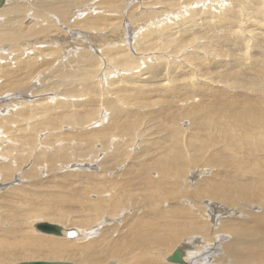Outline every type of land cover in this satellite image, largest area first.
<instances>
[{
    "label": "bare ground",
    "instance_id": "1",
    "mask_svg": "<svg viewBox=\"0 0 264 264\" xmlns=\"http://www.w3.org/2000/svg\"><path fill=\"white\" fill-rule=\"evenodd\" d=\"M192 1H148L167 7L162 19H155L160 8L146 14L141 11L146 3L139 7L132 0L2 3L0 94H10L0 98V231H10V221L24 223L42 213L33 203L31 209H22L34 196L30 187L55 182L52 175L40 179L38 170L77 167L74 162L83 158L89 167L99 161L96 174L61 172L67 180L49 191L92 202L95 223L88 214L81 222H70L72 229L50 223L62 216L60 205L53 204L44 221L19 228V246H46L58 256L68 248L63 240L32 236L34 230L68 241L92 237L96 247L117 248L114 234L129 229L131 241L122 254L100 250L88 260L81 251L80 264H137V260L153 264L154 245L169 244L174 236L162 233L163 224L153 226L138 218L134 193L128 185L118 187L116 179L129 170L137 172L149 192L153 181L145 175L156 169L172 189L181 183L183 193L189 190V209L211 215L213 221V213L225 207L239 217L254 216L252 226L230 228V245L220 256L213 249L214 261L201 264H264V189L256 192L246 185L240 172L253 163L264 176L262 163L252 156L259 152L261 137L250 134L258 128L264 131V0H227L226 8L219 0H196L188 10ZM123 8L125 13L116 17ZM61 32L70 38H59ZM40 39L49 43L41 49L31 47ZM74 63L81 66L73 68ZM248 81L257 90L252 95L243 93ZM230 120L238 123V131L249 132L239 138L241 149L231 155L233 161ZM217 132H222L226 146L209 149L207 138ZM246 153V158L237 159ZM230 176L244 182L233 190L243 199L244 213L233 207ZM89 193L90 199L85 197ZM128 212L130 219L124 223ZM41 223L57 225L61 233H40L36 225ZM87 227L93 229L84 231ZM203 239L188 238L169 255L162 251L159 256L168 255L166 262L176 264L169 258L177 252L181 259L177 264H186L191 246ZM13 253L19 249L6 232H0V257Z\"/></svg>",
    "mask_w": 264,
    "mask_h": 264
},
{
    "label": "rangeland",
    "instance_id": "2",
    "mask_svg": "<svg viewBox=\"0 0 264 264\" xmlns=\"http://www.w3.org/2000/svg\"><path fill=\"white\" fill-rule=\"evenodd\" d=\"M132 1H137L139 3V7H140V4L145 5L146 3V5L144 6L145 8L141 9V11L145 12L146 14H148L151 10H156L160 8L161 10L160 12H158L157 17H155V19H158V17L162 19V17L165 16V9L167 7L163 5L153 6L152 4L147 3L148 1L150 2V0H132ZM195 1L196 0H193L191 3L186 5L188 10L190 9L191 4L194 3ZM197 1L205 3L206 0H197ZM219 1H222V5H221L222 8H226L228 6L227 0H219ZM125 10H126L125 8H123V10H119V12H117L116 14L117 15L116 17H119L121 14H124ZM206 12L207 11L204 9L202 14H200L199 16L200 20L203 18V15H205ZM149 18L152 19L153 17H149ZM161 21L162 20H159V23ZM141 28H143V25L140 26V29ZM69 31H73V28L72 30H68L65 32H69ZM39 38H40L39 36L36 37V39H39ZM59 38L68 39L70 37H67L64 34V32H61ZM72 41H73V38L71 42ZM47 43L49 42H47L44 39H40V40H37V42H34L31 47H34L35 49H41L42 46ZM72 65H73V68L74 67L79 68V66H81L80 63H77V64L74 63ZM56 66L57 65H54V67H52L51 69L54 70ZM235 75H238V73ZM251 77L252 76L249 74V78ZM247 85H248L247 86L248 91L246 89L244 90L245 92H243L245 95H252L255 92H257V90H255L254 87H252L249 84V81ZM9 94L10 92L6 91L0 94V98L6 95H9ZM24 101L29 102L28 99H25ZM235 105H233L232 107H236ZM235 122L236 121L230 120V145H231L230 146V158H232L231 159L232 161L234 160V157H232L231 155L234 154L236 150L241 149V146L238 143L239 138L242 135L249 133L245 131L244 132L242 131L243 133L241 131H238L239 125L237 122L236 123ZM95 125H98V124H95ZM224 130L225 128H223V131ZM253 131L250 134H253L255 136L256 134L257 135L259 134L261 138L259 139V144H260V148L258 150L259 152L255 153V155H252V156L254 158L257 157L258 159L256 160L259 163H262L263 173H264V154L262 155V153H264V131L261 130L260 132L259 128L254 129ZM213 133L215 132L213 131ZM236 135L238 139H235ZM211 136L212 135L208 136L207 138L209 149L210 147H218V146L220 148L223 147L222 149L225 148L224 145L226 146V144L224 143V140L221 138L222 132H217L215 136L214 135L212 136V138ZM57 148H59V146H57ZM225 152L229 153V149ZM210 153L211 152L207 153V156L211 159V156L209 155ZM247 154L249 153H246L242 157L237 158V159H242L243 157L246 158L245 155ZM222 156H226V154L223 153ZM72 157H76V155ZM231 160H230V163H232ZM227 161H229V159ZM28 162L29 161L24 163V165H26ZM88 162L89 161L86 158H83V159H80L78 162L77 161L74 162L78 165L77 167L64 168V167L58 166L56 169L45 168L44 170L43 169L38 170L40 171V175H41L39 177L40 179H42L43 181L49 180V179H52V176H53V178L55 177L54 179L55 182L52 179L50 183L49 182L42 183L41 184L42 186L40 187H37V188L30 187V189L34 192V196L28 199L27 201L28 205L27 206L25 205L22 209L27 211L31 209V203L37 204L43 210L37 219L35 220L28 219L24 223L10 221L7 225L10 231H5L4 228L2 229V231H0L1 233L6 232V234L9 235L12 241L14 242L15 246L19 249V253L5 254L4 257H0V264H19L23 262H29L31 260H34V261H44V260L66 261V262H70L73 264H80V261L82 260V257L80 256L81 251H85V255L87 256L88 260H92L91 258L95 256L96 252L100 250H115L118 254L123 253L125 245L131 241V234L129 232V229H124V231L120 234H114L115 235L114 240L119 243V247L117 248H113L112 246L108 247V246H104L101 244H99L98 247H96L90 241L92 237L87 238V239H81L78 241H74V240L68 241L62 238L59 239V238H54L50 236L37 235L38 233L36 234L34 230L31 231L32 236H42L40 238L49 237L51 239L63 240V242H65V244L68 246V248L62 253V255L58 256V255L51 253L46 246H34V247L19 246V242H21L22 240V231L19 230V228L24 227L27 223H30V222L44 221L45 216L49 214L50 207L53 204L60 205L62 209V212H61L62 216H59L57 220H52L50 223H56L64 227H70V229H72L69 223L70 222H81L80 219L85 218L87 214L89 215L87 219H91L95 223V217H94L95 213L92 211L95 205H93L92 202L90 201L78 202L76 201V199H73V197H71L69 194H66V193L55 194V195L49 194V191L51 190L55 191L56 188L60 186L61 183L67 180V177L65 178V176L63 177L59 175L61 172H64L65 170L66 171L75 170V171H80L81 173L83 172L85 174H96V171L98 170L97 166H98L99 161L98 160L92 161L93 164L91 167L88 166ZM27 168H24L23 170H26ZM240 172L244 174L245 176V177H241V179H247L246 185L254 188L256 192H260V190L264 189V176H262L261 174L262 171L261 169H259L258 165L253 164V163L248 164L247 166L242 167L240 169ZM53 173L56 175H54ZM157 174H158V171L156 169H152L150 170L148 175H145L147 176V178H150L153 181V183L150 186L149 192L146 191V186L144 185L143 176L138 174L137 172H131V170H129L126 174L116 179L117 180L116 184L118 187L128 185V187H130L131 189V192L134 193L135 206L139 209V211L135 215L138 216V218L142 219L145 222L150 223L153 226L163 224L164 227L162 229V233L165 236H174L173 242L169 244L154 245V248L152 251L153 264H170L166 262V257L176 247L180 246L183 240H186L188 238H195V237H200V238L205 237V239H203V243H198V244L191 246V248L189 249V254L186 260V264H201L203 261L207 259L209 262H213L214 260L211 261V258H213V255H211V251L215 249L216 256H220L221 253L224 251L225 246L230 245V242L232 241V234L230 232V228L250 227L253 225V223H250L251 221H253V218H252L254 217L253 215L248 214L247 216L239 217L235 215L233 209H229L227 207H225V209L222 212L226 211L228 212V215L222 216L221 215L222 212H219V213L214 212L213 213L215 215L214 221L211 220L210 218L211 215H206L205 213H199L195 209H193V207L189 209V205L191 204L189 193H188L189 190H186L183 193L184 189L181 188L182 187L181 183L176 188V190H174L171 188V185L168 183L167 177L159 178ZM49 175H52L51 178ZM209 175H210V172L206 174L205 176H209ZM56 179H57V183H56ZM198 180L199 179H196V181ZM10 183L11 185L19 184L18 182H10ZM243 185H244V182H242V180L237 179V177L234 178L233 176H230V199L233 202V207L236 209H239V211L244 213L247 211V209H244L242 207L243 199L240 197V195L233 193V190L235 188L239 186H243ZM85 197L90 199L93 197V194L89 193L85 195ZM208 201L211 205H215V203L218 204V201H214V200H206L205 202H208ZM248 209L250 212H259L258 209H252L251 207H248ZM202 212L204 211L202 210ZM130 215H131V212L126 213V218H125L124 223L130 219ZM199 215H201L202 217L201 218L197 217ZM92 229L93 228L87 227L83 230L90 231ZM263 231H264V223H263ZM162 251H166L168 255L159 256V253ZM114 258H117V255L114 256L113 259ZM137 264H140L139 260H137Z\"/></svg>",
    "mask_w": 264,
    "mask_h": 264
},
{
    "label": "water",
    "instance_id": "3",
    "mask_svg": "<svg viewBox=\"0 0 264 264\" xmlns=\"http://www.w3.org/2000/svg\"><path fill=\"white\" fill-rule=\"evenodd\" d=\"M5 0H0V7L2 6V3H4ZM36 230L39 231L40 233L43 234H54V235H58L59 233H61V229L60 227H58L57 225L54 224H50V223H41V224H37L36 225ZM177 253V252H176ZM174 253L170 258L169 261L171 263H180V257L178 254ZM19 264H72V263H68V262H57V261H36V262H28V263H19Z\"/></svg>",
    "mask_w": 264,
    "mask_h": 264
}]
</instances>
